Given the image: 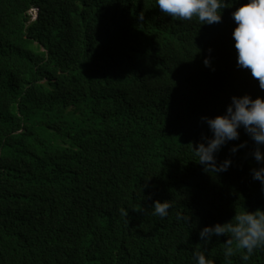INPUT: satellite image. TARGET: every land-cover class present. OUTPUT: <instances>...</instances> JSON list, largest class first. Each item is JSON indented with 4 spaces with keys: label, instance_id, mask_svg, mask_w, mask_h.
<instances>
[{
    "label": "trees",
    "instance_id": "trees-1",
    "mask_svg": "<svg viewBox=\"0 0 264 264\" xmlns=\"http://www.w3.org/2000/svg\"><path fill=\"white\" fill-rule=\"evenodd\" d=\"M224 3L207 25L155 0H0V264H264V246L226 260L230 234L198 236L264 211L242 128L215 154L226 171L191 151L211 137L201 117L264 98L236 66L231 13L247 0Z\"/></svg>",
    "mask_w": 264,
    "mask_h": 264
},
{
    "label": "clouds",
    "instance_id": "clouds-1",
    "mask_svg": "<svg viewBox=\"0 0 264 264\" xmlns=\"http://www.w3.org/2000/svg\"><path fill=\"white\" fill-rule=\"evenodd\" d=\"M155 4L173 20L195 18L207 25L219 23L221 10L225 8L224 0H155ZM231 18L236 24L231 33L236 50V66L249 70L250 75L257 79L259 89L264 90V0H247L246 4L231 13ZM204 64L208 66L207 59ZM230 101L222 115L200 118L206 123L211 137H202L204 142L197 143L194 149L191 146V151L197 163L207 171L227 170L231 161L225 159L217 164L215 154L228 141L237 140L238 129L241 128L254 142L253 158L258 164L264 165V153L261 152L264 146V98L258 96L253 99L245 94L232 96ZM240 147H244L243 142L234 145L230 151L235 153ZM250 172L252 178L260 182L261 191L264 192V166L251 169ZM151 208L152 215L166 217L170 203L154 200ZM121 214L127 216V211L121 209ZM225 233L230 234V238L223 243L225 259L232 256L234 243L236 249L242 250V260H248L254 249L264 246V211L243 210L229 222L201 228L198 236L207 244L214 235L218 237ZM193 255L194 264H213L203 252L198 251Z\"/></svg>",
    "mask_w": 264,
    "mask_h": 264
},
{
    "label": "rangeland",
    "instance_id": "rangeland-1",
    "mask_svg": "<svg viewBox=\"0 0 264 264\" xmlns=\"http://www.w3.org/2000/svg\"><path fill=\"white\" fill-rule=\"evenodd\" d=\"M37 16V11L33 12V19H35Z\"/></svg>",
    "mask_w": 264,
    "mask_h": 264
},
{
    "label": "bare ground",
    "instance_id": "bare-ground-1",
    "mask_svg": "<svg viewBox=\"0 0 264 264\" xmlns=\"http://www.w3.org/2000/svg\"><path fill=\"white\" fill-rule=\"evenodd\" d=\"M193 20H194V19H193ZM163 36H164V35H163ZM163 36H162V37H163ZM151 40H152V39H151ZM148 41H149V40H148ZM160 45H161V44H160ZM183 46H184V45H183ZM151 47H152V46H151ZM152 49H153V48H152ZM158 54H159V53H158ZM215 68H216V67H215Z\"/></svg>",
    "mask_w": 264,
    "mask_h": 264
}]
</instances>
